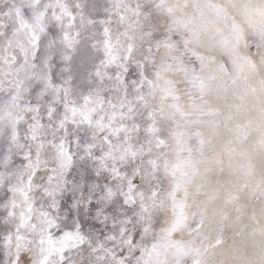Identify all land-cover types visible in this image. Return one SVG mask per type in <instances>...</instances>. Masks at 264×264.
<instances>
[{"label":"snow or ice","instance_id":"snow-or-ice-1","mask_svg":"<svg viewBox=\"0 0 264 264\" xmlns=\"http://www.w3.org/2000/svg\"><path fill=\"white\" fill-rule=\"evenodd\" d=\"M0 264H264V0H0Z\"/></svg>","mask_w":264,"mask_h":264}]
</instances>
